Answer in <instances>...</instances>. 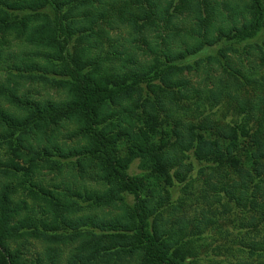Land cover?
<instances>
[{
	"label": "trees",
	"instance_id": "obj_1",
	"mask_svg": "<svg viewBox=\"0 0 264 264\" xmlns=\"http://www.w3.org/2000/svg\"><path fill=\"white\" fill-rule=\"evenodd\" d=\"M0 264H264V0H0Z\"/></svg>",
	"mask_w": 264,
	"mask_h": 264
},
{
	"label": "rangeland",
	"instance_id": "obj_2",
	"mask_svg": "<svg viewBox=\"0 0 264 264\" xmlns=\"http://www.w3.org/2000/svg\"><path fill=\"white\" fill-rule=\"evenodd\" d=\"M208 55H203L199 58H206ZM230 56L231 58L237 63V64H244L246 66V68L248 69H251V67H254L256 66V64L258 63V60L255 59V57H253L252 55H250L248 52L244 53L243 55L239 56V55H234L232 53H230ZM208 58V57H207ZM197 60L195 61H198L200 59L196 58ZM203 60V59H202ZM195 61H193L192 63H194ZM208 60L206 59V62L203 63V68H207L208 66V69H211L213 70L212 73L215 75V76H220V75H223V70L218 66V65H214V64H207ZM238 68H242L241 66H237ZM244 69V68H242ZM200 76L201 77H205L206 78V75H205V69H201L200 70ZM204 79L202 78L201 81L200 79L198 78H195L193 80V84L195 86H197V83L202 82ZM38 89L40 90V96H44L45 98H56L58 99V97L56 96V93L54 92V90H51V91H48V90H44L42 89V87H38ZM220 105H223V104H220ZM137 167V164L134 166V172H139L138 169H136Z\"/></svg>",
	"mask_w": 264,
	"mask_h": 264
}]
</instances>
